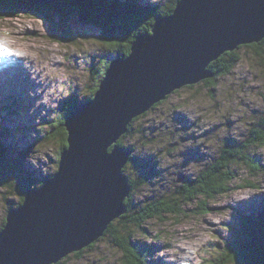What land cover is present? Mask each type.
Instances as JSON below:
<instances>
[{
  "label": "rangeland",
  "instance_id": "rangeland-1",
  "mask_svg": "<svg viewBox=\"0 0 264 264\" xmlns=\"http://www.w3.org/2000/svg\"><path fill=\"white\" fill-rule=\"evenodd\" d=\"M117 1L134 6L170 2ZM76 19L71 17L67 23L72 39L59 41L52 33L53 24L39 13L0 18V49L13 44L16 49H6L7 54L17 51L20 57L47 67L41 89L0 92V228L7 210L18 206L21 188L27 183L38 186L56 171L62 146L56 135L60 114L70 107V101L82 102L91 96L102 62L114 56L107 55L108 49L97 41L96 27L81 25ZM239 54L234 69L217 78L214 86L205 85L203 80L183 86L134 118L131 132L121 140L135 158L133 166L128 164L124 171L136 179L134 203L171 194L182 180L194 177L213 160L224 138H247L254 121L264 112V63L254 48L242 46ZM23 61L20 58L18 63ZM34 64L30 71L36 68ZM30 65L25 63L28 68ZM23 77L27 79L28 74ZM250 151L260 167L252 172L250 165L248 170L240 164L234 169L253 187H242L240 181L228 194L210 200L206 212L195 213L194 207L186 204L178 215L144 218L143 229L136 225L129 228L130 241L146 257V264H209L223 252L224 241L244 231L240 215H263L264 146H252ZM145 250H150L147 256ZM67 256L61 264H123L125 257L107 235L79 256Z\"/></svg>",
  "mask_w": 264,
  "mask_h": 264
},
{
  "label": "water",
  "instance_id": "water-1",
  "mask_svg": "<svg viewBox=\"0 0 264 264\" xmlns=\"http://www.w3.org/2000/svg\"><path fill=\"white\" fill-rule=\"evenodd\" d=\"M49 6L54 0H25ZM264 38V0H178L113 56L92 98L63 121L66 145L57 169L7 210L0 264H56L98 240L127 208L124 166L132 149L118 144L131 121L183 86L210 78L221 54Z\"/></svg>",
  "mask_w": 264,
  "mask_h": 264
},
{
  "label": "trees",
  "instance_id": "trees-1",
  "mask_svg": "<svg viewBox=\"0 0 264 264\" xmlns=\"http://www.w3.org/2000/svg\"><path fill=\"white\" fill-rule=\"evenodd\" d=\"M177 1L170 0L166 5H136L138 6L136 7L132 3L129 5V2L119 3V1L112 0H54L49 6H40L25 0H0V18L16 17L21 13H39L49 23L53 24L51 29L52 33L55 34L54 36L59 41H64L72 39L67 23L71 17L75 16L79 24L94 26L98 29L96 39L108 49L107 55L112 54L122 57L128 54L131 42L135 36L148 31L150 24L154 22L157 16L169 15L173 11ZM47 16H50L51 19H47ZM242 46L254 48L264 63L263 38L258 43L240 45L232 51L221 54L208 65L213 75L203 80V83L208 86H214L217 78L230 74L240 60L239 49ZM102 63L104 66L98 82L108 67L109 60L106 59ZM98 82L91 96L85 98L84 101L92 98L98 87ZM69 103L70 107L60 114L56 123V127L58 128L56 135L62 140L61 151L66 145V132L63 127L64 118L75 104L81 102L70 101ZM159 103H156L152 108ZM133 120L128 126V131L122 137L131 132ZM122 137L118 140V144L121 146H123L121 142ZM252 146H264V112L254 121L247 138L242 141H234L229 137L224 138L213 160L209 164L202 166L194 177L182 180L168 196H161L147 202L134 203L136 179H132L127 175L130 186L129 197L124 201L127 210L119 217L116 224L113 221L109 223L102 237L107 235L113 238L114 244L125 255L123 264H146V257H142L139 254L138 247L130 241L132 234L129 228L136 225L143 229L141 219L143 220L144 218L145 220L161 219L168 215H178L181 213L182 205L186 204L194 207L195 213L199 210L206 212L210 210L207 206L210 200L219 195L228 194L236 187L237 182L240 181V186L242 187H253L249 183V179L241 177L234 169L236 165L240 164L246 166L248 170H250V165L252 172L257 167H260V164L255 160L254 155L250 151ZM134 159L130 157L124 166V171L127 169L128 164L131 167L133 166ZM25 185L34 187L30 183ZM24 189L21 188L22 192ZM22 200L23 196L21 193L20 202ZM130 213L132 216H129ZM239 217L241 218L240 222L244 226L242 229L244 231L242 233L239 232V235L233 233L234 238L224 241L225 248H223V252L218 254L217 258L211 259L209 264H216L217 261H220L222 264H264V213L263 215L256 216L257 218L254 215H240ZM94 244L95 241L80 251L74 252L73 255L79 256L83 250L92 247ZM149 251H143L146 254L145 256L150 253ZM67 257L65 256L56 264L63 263Z\"/></svg>",
  "mask_w": 264,
  "mask_h": 264
},
{
  "label": "bare ground",
  "instance_id": "bare-ground-1",
  "mask_svg": "<svg viewBox=\"0 0 264 264\" xmlns=\"http://www.w3.org/2000/svg\"><path fill=\"white\" fill-rule=\"evenodd\" d=\"M35 31L37 30L34 29V32ZM8 48L16 49L13 47V44L0 49V92H8L11 89H15L16 91L13 93H16L17 90H20L22 87H25L26 89H33L34 91H37V88L41 89L45 85L42 84L43 81L41 77L43 74L46 76L47 73L44 70H46L47 67H40V64H34L37 61L35 59H27L24 56L20 57L16 54L18 53L17 51L15 53L13 52V55L7 54L6 49ZM19 57L26 60V62L23 61L22 64H19ZM25 63L31 64L30 67L28 68V66H25ZM33 64L36 68H33L30 71V68L33 67ZM20 66H22V68ZM23 74H28L27 79L23 77ZM48 78H50V75L47 76V79ZM13 141L15 140L13 139L10 141V143L12 144ZM180 248L183 250L186 249L183 246ZM161 258L165 259L163 256Z\"/></svg>",
  "mask_w": 264,
  "mask_h": 264
},
{
  "label": "snow or ice",
  "instance_id": "snow-or-ice-1",
  "mask_svg": "<svg viewBox=\"0 0 264 264\" xmlns=\"http://www.w3.org/2000/svg\"><path fill=\"white\" fill-rule=\"evenodd\" d=\"M17 55H19V53H16Z\"/></svg>",
  "mask_w": 264,
  "mask_h": 264
}]
</instances>
